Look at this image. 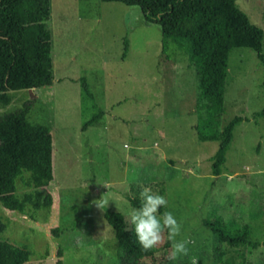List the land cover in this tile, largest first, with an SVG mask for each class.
Wrapping results in <instances>:
<instances>
[{
	"label": "rangeland",
	"instance_id": "374dc122",
	"mask_svg": "<svg viewBox=\"0 0 264 264\" xmlns=\"http://www.w3.org/2000/svg\"><path fill=\"white\" fill-rule=\"evenodd\" d=\"M47 2L42 22L49 32L51 83L31 91L0 83L10 95L0 101V113L30 101L28 119L46 123L52 133L53 177L43 187L51 193L50 206L19 211L0 201V237L32 250L22 264H118L117 241L98 203L122 212L130 235L128 214L140 205L126 194L140 198L144 187L167 198L165 211L182 225L177 239L191 241L189 256L200 264H264V115L254 114L264 105V63L256 51L233 46L228 52L222 123L235 113L242 119L213 174L217 140H200L194 129V67L175 46L164 56L159 25L146 21L138 5L117 0ZM235 3L262 27L264 52V0ZM6 33L0 29V39ZM9 68L16 72L11 53L0 64L2 78ZM95 113L96 120L84 125ZM23 178L15 180L18 195L30 189ZM216 217L232 234L248 224L249 238L260 243L220 240L203 223ZM171 251L165 233L153 256L132 262L187 264L184 256L168 260Z\"/></svg>",
	"mask_w": 264,
	"mask_h": 264
},
{
	"label": "trees",
	"instance_id": "16d2710c",
	"mask_svg": "<svg viewBox=\"0 0 264 264\" xmlns=\"http://www.w3.org/2000/svg\"><path fill=\"white\" fill-rule=\"evenodd\" d=\"M26 1L25 11H10L18 2ZM48 0H0V29L6 35L0 39V64L3 56L11 53L14 71L5 70L6 77L0 76V83L7 87L21 85L38 87L50 84L49 32L42 19L48 11ZM140 7L146 21L160 27L161 52L169 57L171 46L183 50L193 65L196 79L197 114L194 129L200 140H217L212 155L211 173H219L225 161L226 146L231 140L234 124L242 119L241 114H233L222 123L225 111L224 92L228 69V52L233 46H249L256 51L264 63L261 47L263 29L253 23L235 0H117ZM127 48L124 39L123 53ZM16 73V75L14 74ZM19 82V84L17 83ZM83 87L89 93L83 80ZM6 86H0V101L10 100ZM264 88V74L262 79ZM31 103L0 113V201L9 209L24 211L28 205L33 208H48L52 202L51 193L44 185L53 177L52 172V133L46 123L31 121L27 117ZM264 115V105L254 112ZM92 114L84 125L96 120ZM23 172L28 175L23 178ZM22 177L30 189L21 195L15 192V180ZM133 205H140L138 196L129 197ZM161 208L160 212H164ZM103 215L111 226L117 241L118 264H133L151 252H143L136 241L135 229L126 216L115 209L103 205ZM203 223L216 233L220 240L230 245L241 243L255 247L260 242L249 238L248 224L244 223L240 232L229 233L219 217L203 219ZM4 224L0 217V232ZM56 230L55 227L52 228ZM32 250L26 244H18L0 237V264H22ZM58 264H63L61 259Z\"/></svg>",
	"mask_w": 264,
	"mask_h": 264
},
{
	"label": "clouds",
	"instance_id": "9594fccd",
	"mask_svg": "<svg viewBox=\"0 0 264 264\" xmlns=\"http://www.w3.org/2000/svg\"><path fill=\"white\" fill-rule=\"evenodd\" d=\"M140 207L133 209L129 214L130 223L134 226L136 241L141 250L145 253L158 249L165 240L171 242L172 251L167 259L177 261L179 257H188L187 264H200L196 256H189L188 245L191 241L177 239L181 235V222L171 211L160 212L161 208L168 207V200L164 195L153 192L150 188L144 187L140 194ZM108 201H103L107 204ZM98 206L103 207L102 203Z\"/></svg>",
	"mask_w": 264,
	"mask_h": 264
},
{
	"label": "water",
	"instance_id": "95a60500",
	"mask_svg": "<svg viewBox=\"0 0 264 264\" xmlns=\"http://www.w3.org/2000/svg\"><path fill=\"white\" fill-rule=\"evenodd\" d=\"M28 89H29V91H31L32 90V87H28Z\"/></svg>",
	"mask_w": 264,
	"mask_h": 264
}]
</instances>
